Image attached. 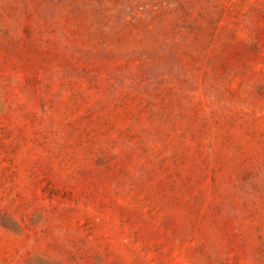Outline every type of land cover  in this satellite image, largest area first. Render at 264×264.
Wrapping results in <instances>:
<instances>
[{"label":"rangeland","instance_id":"obj_1","mask_svg":"<svg viewBox=\"0 0 264 264\" xmlns=\"http://www.w3.org/2000/svg\"><path fill=\"white\" fill-rule=\"evenodd\" d=\"M0 264H264V0H0Z\"/></svg>","mask_w":264,"mask_h":264}]
</instances>
